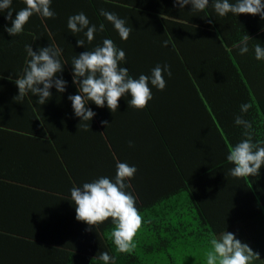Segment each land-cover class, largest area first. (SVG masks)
<instances>
[{"label":"trees","instance_id":"1","mask_svg":"<svg viewBox=\"0 0 264 264\" xmlns=\"http://www.w3.org/2000/svg\"><path fill=\"white\" fill-rule=\"evenodd\" d=\"M20 7L23 0H14L13 8ZM50 7L54 18L33 15L16 36L3 30L10 21L0 14V264H103L96 257L103 250L115 255L114 264H204L207 241L220 230L252 248L250 264H264V166L256 176L235 178L227 174L231 164L225 159L229 145L241 138L233 124L242 82L232 44L245 33L252 44L255 34L264 35V20L252 14L244 30L241 14L216 17L211 9L174 7L173 0H52ZM100 8L125 19L131 28L126 40L99 16ZM77 11L105 23L93 43L113 39L133 76L158 62H167L172 72L163 90L152 89L143 109L129 107L124 96L114 112L90 101L96 115L88 129L79 126L67 99L77 91L70 62L59 74L68 81L64 93L52 88L43 104L35 95L14 98L25 43L35 51L54 42L65 62L85 50L76 45L79 34L66 28L67 16ZM204 32L227 59L229 67L217 72L229 74L228 84L220 75L205 81L196 69ZM165 39L169 44L162 46ZM215 81L228 86L234 106L214 107L208 96L219 93ZM256 101L246 94L251 107L242 115L253 124V139L264 140V107ZM117 160L136 165L129 190L142 215L136 247L124 253L115 250L108 221L96 227L75 218L68 191L97 175H114Z\"/></svg>","mask_w":264,"mask_h":264},{"label":"clouds","instance_id":"2","mask_svg":"<svg viewBox=\"0 0 264 264\" xmlns=\"http://www.w3.org/2000/svg\"><path fill=\"white\" fill-rule=\"evenodd\" d=\"M13 2L0 0V14H3L5 21H10L3 25V30L11 36L24 32L25 24L33 15L43 18H54L56 15L50 7L52 0H23V7L18 9L13 8ZM185 5H190L192 12L211 9L216 17L229 14L237 17L238 14L247 13L258 15L264 20V0H173L174 7L183 9ZM14 10L15 16L12 15ZM98 12L104 21L111 24L121 40L128 38L131 28L123 17L104 8ZM208 22L211 23V20ZM66 28L75 36L79 34L76 45L84 46L85 50L65 62L61 55L62 49L54 42L50 41L47 46L38 45L35 51L30 43H25L24 64L13 81L18 89L14 98L35 95L36 103L43 104L52 95V88L64 93L68 81L59 74L64 64L70 62L71 80L77 91L68 94L67 99L71 102L73 116L79 118V126L88 129V122L96 115L93 108L88 106L90 101L97 107L106 106L114 112L118 108V98L124 96L129 107L143 109L152 99V89L163 90L166 86L165 77L172 75L167 62L156 63L147 74H130L125 66V51L113 39L104 36L99 42L93 43L96 34L105 30V23L91 22L84 11L69 14ZM261 29L264 30V25ZM250 39L245 33L233 42L232 47L241 56L251 50L254 59L264 61V44H250ZM168 44L167 39L161 41L162 46ZM250 107L248 102L239 105V114L234 115L233 124L240 127L241 138L229 145L225 154V159L231 164L227 174L235 178L256 176L264 166V140L253 139V124L242 115ZM100 124L109 125L106 120H100ZM128 143L132 145L131 140ZM136 171L135 164L117 160L114 175H97L91 180L73 184L68 190L70 200L75 205V218L96 227L108 221L113 226L110 230L112 244L121 253L131 252L136 247L134 237L142 226L137 198L129 190V180ZM207 245L203 253L204 264H250L254 259L252 248L242 243L231 231H218L216 235L210 236ZM96 257L103 264H114L116 259L115 255L105 250Z\"/></svg>","mask_w":264,"mask_h":264},{"label":"crops","instance_id":"3","mask_svg":"<svg viewBox=\"0 0 264 264\" xmlns=\"http://www.w3.org/2000/svg\"><path fill=\"white\" fill-rule=\"evenodd\" d=\"M246 16H248L247 13H241V18H243L241 20V24L243 23L241 26L244 28V30H246V28L249 26V18L253 15L249 14L248 17ZM251 21L254 23L255 20L253 17H251ZM200 36L204 41L205 48L203 51V57L200 56L195 64L196 69L203 73V79L205 81L206 79L210 80V78L217 79V77L220 75L223 83L228 84L229 74L223 73L221 70L217 72L218 69H224L225 66L229 67V65H227V59L224 57V53L222 51L219 52L218 48H215L212 45L214 38L209 32H204V34H200ZM253 37L254 42H252V44L258 42L264 44V35L255 34ZM203 62L205 63V70H203ZM232 62L238 66L239 74H241V103L245 101L246 94L251 93L255 100H257L256 102H258L256 106L264 107V61H257L254 59L250 50L249 53L244 54L243 56L237 54L236 60L232 59ZM215 82L219 83L218 81ZM1 85L3 84H0V86ZM213 90H219V93H217L215 96H208L214 107L231 108L234 106V101L232 102V100H229L228 98L231 96V91L228 90V86L226 87L219 83V87Z\"/></svg>","mask_w":264,"mask_h":264}]
</instances>
